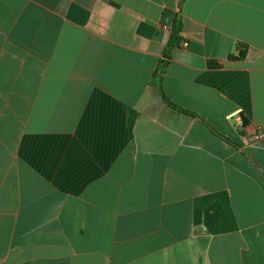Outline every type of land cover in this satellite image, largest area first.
<instances>
[{
  "label": "crops",
  "instance_id": "0c3cea01",
  "mask_svg": "<svg viewBox=\"0 0 264 264\" xmlns=\"http://www.w3.org/2000/svg\"><path fill=\"white\" fill-rule=\"evenodd\" d=\"M0 264H264V0H0Z\"/></svg>",
  "mask_w": 264,
  "mask_h": 264
},
{
  "label": "trees",
  "instance_id": "16d2710c",
  "mask_svg": "<svg viewBox=\"0 0 264 264\" xmlns=\"http://www.w3.org/2000/svg\"><path fill=\"white\" fill-rule=\"evenodd\" d=\"M181 24L179 23L178 19L175 20L174 26H173V34H172V42L170 44L169 49L166 52V57L170 58V55L172 53V49H174L180 42L179 34L181 33ZM246 55V50L242 49L241 58H244Z\"/></svg>",
  "mask_w": 264,
  "mask_h": 264
},
{
  "label": "built area",
  "instance_id": "2783aa9c",
  "mask_svg": "<svg viewBox=\"0 0 264 264\" xmlns=\"http://www.w3.org/2000/svg\"><path fill=\"white\" fill-rule=\"evenodd\" d=\"M183 46H187V43H184ZM261 135L260 134H256L254 136L251 137V142H255V141H259L261 139Z\"/></svg>",
  "mask_w": 264,
  "mask_h": 264
}]
</instances>
